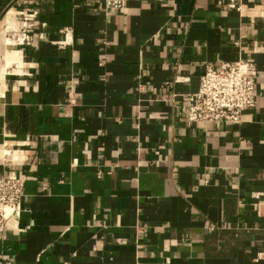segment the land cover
<instances>
[{"label":"crops","instance_id":"1","mask_svg":"<svg viewBox=\"0 0 264 264\" xmlns=\"http://www.w3.org/2000/svg\"><path fill=\"white\" fill-rule=\"evenodd\" d=\"M236 1L27 0L41 40L0 59V174L26 178L0 264H264V0ZM23 6L0 0V53ZM238 59L255 106L188 121L205 67Z\"/></svg>","mask_w":264,"mask_h":264},{"label":"built area","instance_id":"2","mask_svg":"<svg viewBox=\"0 0 264 264\" xmlns=\"http://www.w3.org/2000/svg\"><path fill=\"white\" fill-rule=\"evenodd\" d=\"M24 6L15 13L20 17L21 25L5 38L9 39L13 48L23 51L25 47L35 46L41 40L35 31L37 12L23 0ZM217 4L240 12L242 6L236 0H217ZM125 6V0H104L106 9L120 10ZM22 58V54H21ZM257 78L255 63L241 60L221 62L216 67L206 66L200 77L195 93L187 96V119L190 122H237L241 112L256 104L254 84ZM10 152V150H9ZM10 166H20L23 159L14 161L7 157ZM26 178L11 171L0 174V240L7 226L19 230L18 222L25 196L24 184ZM263 193H254L253 198L259 199ZM264 203V200H263ZM261 254L253 259L257 262Z\"/></svg>","mask_w":264,"mask_h":264},{"label":"bare ground","instance_id":"3","mask_svg":"<svg viewBox=\"0 0 264 264\" xmlns=\"http://www.w3.org/2000/svg\"><path fill=\"white\" fill-rule=\"evenodd\" d=\"M8 27H10V25ZM4 45H5V49L2 53H0L1 60L4 61V63L9 64V65L10 64H21L22 62L20 60V53H19V51L15 50L13 48L12 42L9 39L5 38ZM9 53H11V54L8 55ZM5 156H6V158L12 157L14 161H19V159H20L19 157H17L14 154V152H12V151L9 152V150H7L5 152Z\"/></svg>","mask_w":264,"mask_h":264},{"label":"rangeland","instance_id":"4","mask_svg":"<svg viewBox=\"0 0 264 264\" xmlns=\"http://www.w3.org/2000/svg\"><path fill=\"white\" fill-rule=\"evenodd\" d=\"M5 47V46H4ZM0 59H1V56H0Z\"/></svg>","mask_w":264,"mask_h":264}]
</instances>
